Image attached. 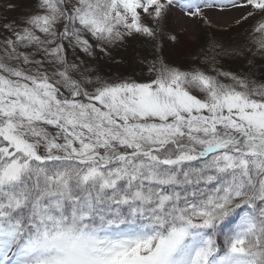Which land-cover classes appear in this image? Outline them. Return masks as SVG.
<instances>
[{"label":"snow or ice","instance_id":"obj_1","mask_svg":"<svg viewBox=\"0 0 264 264\" xmlns=\"http://www.w3.org/2000/svg\"><path fill=\"white\" fill-rule=\"evenodd\" d=\"M257 58L264 0H3L0 264H264Z\"/></svg>","mask_w":264,"mask_h":264},{"label":"trees","instance_id":"obj_2","mask_svg":"<svg viewBox=\"0 0 264 264\" xmlns=\"http://www.w3.org/2000/svg\"><path fill=\"white\" fill-rule=\"evenodd\" d=\"M213 38L207 39L204 42L198 43L197 45L190 47V49L181 51L179 54L174 55L173 60L175 62H190L191 61V56L188 54V51H191L193 53L199 54L201 49H206L207 48V43L211 41ZM238 42V41H235ZM235 42L228 43V44H234ZM226 44V45H228ZM140 49L139 44H132L129 46L127 50H122L119 54H117V59L118 60H123V64L120 66L121 71H126L130 74H137L138 73V66L135 60V56L137 54V51ZM221 64L229 70L237 71V72H243L246 69H248L249 64L247 60L245 59L244 56H240L237 58H228L225 57L221 60ZM259 65V58H257L256 62V74L260 75L261 71H264V68L258 67ZM263 66V65H262ZM103 69L105 71L111 70V71H116V66L115 65H102Z\"/></svg>","mask_w":264,"mask_h":264},{"label":"rangeland","instance_id":"obj_3","mask_svg":"<svg viewBox=\"0 0 264 264\" xmlns=\"http://www.w3.org/2000/svg\"><path fill=\"white\" fill-rule=\"evenodd\" d=\"M0 4H3V0H0ZM15 13H13L14 15ZM179 14H177V19ZM175 22V21H174ZM232 23V18H222L214 21L215 26L213 28H206L202 24H193L190 26V32L187 35V45L193 47L198 43L204 42L207 39L215 38L216 40L222 41L225 44L239 41L241 39L240 32L229 28L228 25ZM185 27H189L185 24ZM174 55L170 57L173 59ZM259 64H261L259 62ZM258 67L264 68V65H259ZM264 70V69H263Z\"/></svg>","mask_w":264,"mask_h":264}]
</instances>
